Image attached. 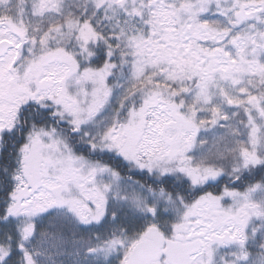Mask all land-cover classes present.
<instances>
[{
    "label": "snow or ice",
    "instance_id": "1",
    "mask_svg": "<svg viewBox=\"0 0 264 264\" xmlns=\"http://www.w3.org/2000/svg\"><path fill=\"white\" fill-rule=\"evenodd\" d=\"M0 264H264V0H0Z\"/></svg>",
    "mask_w": 264,
    "mask_h": 264
}]
</instances>
